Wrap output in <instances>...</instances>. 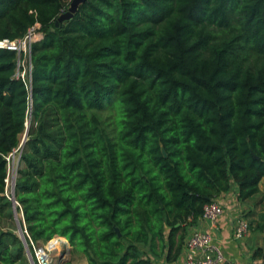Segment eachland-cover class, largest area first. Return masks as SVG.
Listing matches in <instances>:
<instances>
[{"label":"trees","instance_id":"16d2710c","mask_svg":"<svg viewBox=\"0 0 264 264\" xmlns=\"http://www.w3.org/2000/svg\"><path fill=\"white\" fill-rule=\"evenodd\" d=\"M71 2L0 0V40L43 34L30 93L0 48V216L28 119L14 194L35 244L64 237L87 264L173 262L204 204L233 184L246 201L264 178V0H84L56 26ZM0 264H30L8 230Z\"/></svg>","mask_w":264,"mask_h":264},{"label":"built area","instance_id":"2783aa9c","mask_svg":"<svg viewBox=\"0 0 264 264\" xmlns=\"http://www.w3.org/2000/svg\"><path fill=\"white\" fill-rule=\"evenodd\" d=\"M39 27H40L39 25H33L29 27L26 34L22 38L16 40H8V39L0 40V48H7L16 51L17 53L16 71L14 73V77L19 78L23 81L29 93L31 92V88H32V78H31L32 63L30 57L31 46L33 42L39 40L43 36L42 32L39 30ZM17 149H14L12 152L4 156L7 165L10 162V159L13 158L14 153L17 151ZM15 181H14V186H15ZM6 186H8L7 176L5 179L4 192L7 191ZM9 194L11 196H9ZM9 194L6 193V196L9 198L11 202L12 201L14 202L15 204V205L13 204L14 207L17 205L19 206V203L15 199L14 188L11 189ZM17 214L18 212L16 211V215ZM223 214H224L223 203L220 200H214L204 204L201 218L210 222L211 224H217ZM20 218L23 221L22 214ZM21 230L23 232L24 239L25 236H27L29 239V244L32 247L37 263L54 264V262L52 263L49 260L50 258L49 253L62 246L60 243L54 242V239H58V238H52L44 242L42 245H38L35 244L30 239L25 228L24 229L21 228ZM248 233H249V223L242 216V214L238 212L233 227L232 237L234 238V240L243 241L247 237ZM184 249L186 252V256L184 258V264H223L225 262L222 249L218 244H216L213 241L211 234L206 230L192 229L190 232L188 231L185 240Z\"/></svg>","mask_w":264,"mask_h":264},{"label":"crops","instance_id":"0c3cea01","mask_svg":"<svg viewBox=\"0 0 264 264\" xmlns=\"http://www.w3.org/2000/svg\"><path fill=\"white\" fill-rule=\"evenodd\" d=\"M258 188L259 191L256 193L258 194V200H256L255 196H251L246 201H238L236 197L237 186L233 184L230 191L218 199L224 205V214L219 222L211 224L199 218L190 227L189 232L192 229L208 231L213 241L222 249L225 262L250 263L264 261V258H253V253L256 249L262 248L264 250V178L260 180ZM238 212L249 223V233L241 243L232 237ZM53 238L65 240L68 244V241L63 237L55 236ZM185 256L186 252L183 248L178 258L173 262H166L164 257L152 258V261L154 264H184ZM83 259L84 262L82 264H87L86 259L84 257Z\"/></svg>","mask_w":264,"mask_h":264},{"label":"rangeland","instance_id":"374dc122","mask_svg":"<svg viewBox=\"0 0 264 264\" xmlns=\"http://www.w3.org/2000/svg\"><path fill=\"white\" fill-rule=\"evenodd\" d=\"M27 127L25 128L23 134L21 135V138H20V144L18 145V149L17 151L14 153V156L13 158L10 159V162L8 163L7 165V184L8 186H6L7 188V191L3 193V195L6 196V193L9 194V192L11 191V189L14 188V181L15 179L17 178L18 176V171L23 168V162H22V159L20 157L21 155V152L24 150V142L27 140L26 138V132H27V128H28V125H29V120L27 119ZM9 196H11L9 194ZM253 196H255L256 200H258L259 198L258 197V194H254ZM6 198L9 200V198L6 196ZM15 205V204H14ZM14 205L12 204V208H11V211H12V216L9 218L7 216V213H6V216H0V230H8L12 233H14L16 236L19 237V230H18V227H19V218L21 217V214H15L14 213ZM64 238V237H63ZM60 241V240H59ZM60 243L62 246H60L58 249L56 250H53L51 253H49L50 255V262H55L57 259H68V260H71L73 264H82L84 262V259H83V256L78 253V252H71L69 253V243L67 244L65 240H62V242H58ZM241 243V241L239 242ZM43 243L42 242H38V245H42ZM28 247L27 246H24L23 245V254L25 256V258L27 259L26 257V249ZM28 261V259H27Z\"/></svg>","mask_w":264,"mask_h":264},{"label":"water","instance_id":"95a60500","mask_svg":"<svg viewBox=\"0 0 264 264\" xmlns=\"http://www.w3.org/2000/svg\"><path fill=\"white\" fill-rule=\"evenodd\" d=\"M84 0H72V2L70 3V6L69 8L63 12L62 14H60L55 22V25L57 26L60 22L62 21H66V20H69L70 18H72V16L74 15L75 11L77 10V7L79 6V4L81 2H83ZM26 127H27V124H26ZM12 204H14V202L12 201ZM14 213L16 214V209H14ZM18 230H19V238L21 239L22 243L24 246H27L26 244V241L24 239V236H23V232L21 230V227L19 225L18 227ZM118 231V230H117ZM28 247V246H27ZM26 257L29 261L30 264H34V261H33V258H32V255H31V252L29 250V247L26 249Z\"/></svg>","mask_w":264,"mask_h":264},{"label":"bare ground","instance_id":"6f19581e","mask_svg":"<svg viewBox=\"0 0 264 264\" xmlns=\"http://www.w3.org/2000/svg\"><path fill=\"white\" fill-rule=\"evenodd\" d=\"M60 240V241H59ZM54 242L58 243V242H62V239H54Z\"/></svg>","mask_w":264,"mask_h":264}]
</instances>
